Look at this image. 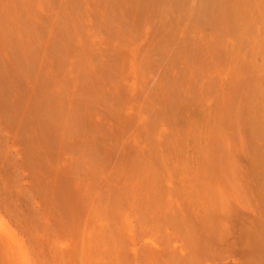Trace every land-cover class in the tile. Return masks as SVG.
Segmentation results:
<instances>
[{"label": "bare ground", "instance_id": "bare-ground-1", "mask_svg": "<svg viewBox=\"0 0 264 264\" xmlns=\"http://www.w3.org/2000/svg\"><path fill=\"white\" fill-rule=\"evenodd\" d=\"M0 264H264V0H0Z\"/></svg>", "mask_w": 264, "mask_h": 264}]
</instances>
